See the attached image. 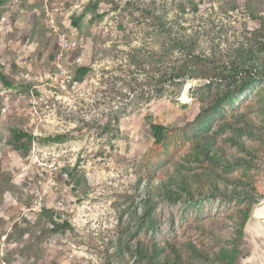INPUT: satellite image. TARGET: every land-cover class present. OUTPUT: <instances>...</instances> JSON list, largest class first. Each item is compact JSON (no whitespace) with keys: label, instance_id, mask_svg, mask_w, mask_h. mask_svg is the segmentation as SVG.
Instances as JSON below:
<instances>
[{"label":"rangeland","instance_id":"obj_1","mask_svg":"<svg viewBox=\"0 0 264 264\" xmlns=\"http://www.w3.org/2000/svg\"><path fill=\"white\" fill-rule=\"evenodd\" d=\"M51 2L77 6L59 28L82 46L62 62L89 71L55 102L44 0H0V74L16 90L0 95V264H261L247 225L264 199V0ZM189 46L201 74L177 77ZM245 58L257 68L239 69ZM32 86L34 117L17 100ZM37 124L66 143L67 179L34 214L43 170L12 131Z\"/></svg>","mask_w":264,"mask_h":264},{"label":"built area","instance_id":"obj_2","mask_svg":"<svg viewBox=\"0 0 264 264\" xmlns=\"http://www.w3.org/2000/svg\"><path fill=\"white\" fill-rule=\"evenodd\" d=\"M24 0H9L12 5H19ZM55 4L51 0H44V18L43 22L45 26L50 30L51 34L55 37L56 52L54 54V62H56V71L49 75V79L55 83L56 88L59 90V93L54 96L55 102H60L64 100L65 97L61 94L63 90H74L79 85V80L75 78L74 73L68 70L62 61L68 60L71 57V53L77 51L78 48L82 46L81 37L75 34V28L73 30H62L59 25L60 22L63 23L65 20L70 23L71 14H73V9L68 6ZM63 9V10H62ZM59 11V12H58ZM64 11V12H62ZM58 15L62 16V20L58 21ZM74 63H79L81 58L75 55L73 58ZM16 90L12 87H6L0 84V95L5 96L6 100L10 93H15ZM35 89L32 86L31 89L25 95H18L17 100L25 97L27 106L29 107V114L31 117H34L37 114V109L39 108V100L35 94ZM54 105V104H53ZM34 120V118H33ZM37 126L32 133L30 139V144L28 147L27 159L30 163L41 167L43 173H41L42 180L40 186L35 192V199L33 203L26 208V211H32L34 214L39 213L43 209V198L45 195H48L52 188L56 185L57 175H60L62 180L67 179V173H61V167L59 156L61 153H64L66 150L62 147L66 143L61 142H45L38 137ZM4 241L5 236L0 237V258L4 256Z\"/></svg>","mask_w":264,"mask_h":264},{"label":"trees","instance_id":"obj_3","mask_svg":"<svg viewBox=\"0 0 264 264\" xmlns=\"http://www.w3.org/2000/svg\"><path fill=\"white\" fill-rule=\"evenodd\" d=\"M95 7H96V3L95 2H90V3L86 4V6H85V8H86L85 10L86 11L85 10L82 11L78 15L77 19L83 18V16L87 12V10L94 11ZM194 10H195V8H194ZM157 21L160 22V18H157ZM72 24L73 25L76 24L75 20L72 21ZM158 27L160 29H162L163 31H165L168 35H172L171 28H167L164 23H162V22L158 23ZM174 40L177 41V44L179 45L180 49H182L184 42L182 40L179 41L178 39H175V38H174ZM188 48H189L190 55H192V58H194V57L197 58L196 55H195V51H194L193 47L189 46ZM184 50H186V49H184ZM195 58H194V61H193L192 64H184V65H182L181 71L177 72L175 75L177 77H181V76H185V75H188L189 77H193L194 75H197V74L200 75L201 73H200V71H198L200 66L197 63V59H195ZM241 60H243V61L241 63H239V65H238V68L241 69V70L250 69V68H253V66L255 68H257L256 66H258V63H259V61L258 62L256 60L252 61L249 58H245V59H241ZM262 66L264 68V65H262ZM235 69L236 68L232 69V70H234V74L232 75V78L237 76L238 70H235ZM87 71H89L88 67L77 65L76 70L74 71V76L77 79H81L83 77V75ZM202 71L204 73L206 72L205 69H202ZM258 72H260V74H261V71H258ZM258 72L255 71V73H257V74H258ZM257 74H254V75H257ZM202 76H204V75H202ZM258 77H259V75H258ZM262 78H264V72H262ZM0 84H2L3 86H6V87H12V86H10L11 84L8 81H6L1 74H0ZM159 128H161V127L157 126V125H151V130L154 131L155 139H158V134L159 133H157L158 132L157 129H159ZM12 136H14V138L16 140L27 139L28 144H30L31 135L25 133L24 131H18V132L12 131ZM60 140H61L60 136H54V137H51V138L48 137V138L45 139V141H47V142H59ZM28 147H29V145H28ZM63 222L66 223L65 221H63Z\"/></svg>","mask_w":264,"mask_h":264},{"label":"bare ground","instance_id":"obj_4","mask_svg":"<svg viewBox=\"0 0 264 264\" xmlns=\"http://www.w3.org/2000/svg\"><path fill=\"white\" fill-rule=\"evenodd\" d=\"M184 95V94H183ZM185 98V97H184ZM248 229L261 239L258 246L261 264H264V201H260L253 207L248 221Z\"/></svg>","mask_w":264,"mask_h":264},{"label":"water","instance_id":"obj_5","mask_svg":"<svg viewBox=\"0 0 264 264\" xmlns=\"http://www.w3.org/2000/svg\"><path fill=\"white\" fill-rule=\"evenodd\" d=\"M263 201H264V199H263ZM252 212H253V210H252Z\"/></svg>","mask_w":264,"mask_h":264}]
</instances>
